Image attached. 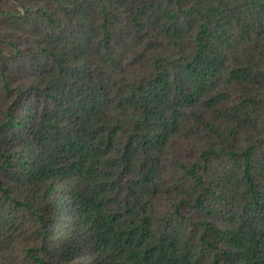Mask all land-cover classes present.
<instances>
[{
	"label": "trees",
	"instance_id": "obj_1",
	"mask_svg": "<svg viewBox=\"0 0 264 264\" xmlns=\"http://www.w3.org/2000/svg\"><path fill=\"white\" fill-rule=\"evenodd\" d=\"M0 264H264V0H0Z\"/></svg>",
	"mask_w": 264,
	"mask_h": 264
}]
</instances>
